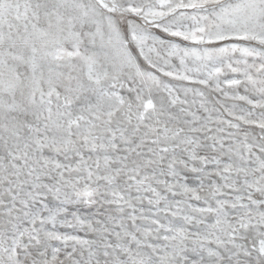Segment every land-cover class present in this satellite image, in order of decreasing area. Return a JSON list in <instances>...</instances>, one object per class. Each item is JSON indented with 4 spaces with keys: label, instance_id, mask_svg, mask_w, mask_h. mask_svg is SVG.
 Wrapping results in <instances>:
<instances>
[{
    "label": "snow or ice",
    "instance_id": "6c2138e0",
    "mask_svg": "<svg viewBox=\"0 0 264 264\" xmlns=\"http://www.w3.org/2000/svg\"><path fill=\"white\" fill-rule=\"evenodd\" d=\"M0 264H264V0H0Z\"/></svg>",
    "mask_w": 264,
    "mask_h": 264
}]
</instances>
